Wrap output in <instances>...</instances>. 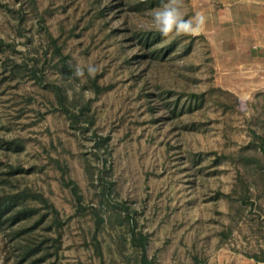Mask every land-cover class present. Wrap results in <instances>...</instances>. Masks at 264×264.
Masks as SVG:
<instances>
[{"label": "rangeland", "instance_id": "374dc122", "mask_svg": "<svg viewBox=\"0 0 264 264\" xmlns=\"http://www.w3.org/2000/svg\"><path fill=\"white\" fill-rule=\"evenodd\" d=\"M228 1L165 38L166 0H0V264H264V0Z\"/></svg>", "mask_w": 264, "mask_h": 264}, {"label": "clouds", "instance_id": "9594fccd", "mask_svg": "<svg viewBox=\"0 0 264 264\" xmlns=\"http://www.w3.org/2000/svg\"><path fill=\"white\" fill-rule=\"evenodd\" d=\"M183 0H166L152 14V25L155 31L162 37L169 36H199L205 30L206 17L202 12L196 13L191 18H185L183 11ZM85 70L88 77L94 78L99 68L93 63L83 66L77 65L74 75L78 78H85ZM250 97H242L241 104L246 105Z\"/></svg>", "mask_w": 264, "mask_h": 264}, {"label": "trees", "instance_id": "16d2710c", "mask_svg": "<svg viewBox=\"0 0 264 264\" xmlns=\"http://www.w3.org/2000/svg\"><path fill=\"white\" fill-rule=\"evenodd\" d=\"M1 216H2V210H1V205H0V220H1ZM146 241H147V238L146 236L142 235L141 237L137 238L135 237L133 242L134 244L136 245H139L141 246L142 248H145V245H146ZM152 262L147 258V256L144 254L143 255V258H142V261H141V264H151Z\"/></svg>", "mask_w": 264, "mask_h": 264}, {"label": "crops", "instance_id": "0c3cea01", "mask_svg": "<svg viewBox=\"0 0 264 264\" xmlns=\"http://www.w3.org/2000/svg\"><path fill=\"white\" fill-rule=\"evenodd\" d=\"M252 1H254V2L256 1L257 2V1H260V0H252ZM224 4H227L226 7L230 8V10H232L231 9L232 1L224 0ZM257 13L259 15L257 21L259 22V24L264 25V10L260 11V12L257 10Z\"/></svg>", "mask_w": 264, "mask_h": 264}]
</instances>
